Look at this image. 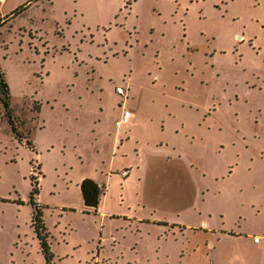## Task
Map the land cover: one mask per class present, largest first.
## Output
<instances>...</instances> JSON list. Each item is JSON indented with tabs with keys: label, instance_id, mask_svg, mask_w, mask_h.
Wrapping results in <instances>:
<instances>
[{
	"label": "rangeland",
	"instance_id": "obj_1",
	"mask_svg": "<svg viewBox=\"0 0 264 264\" xmlns=\"http://www.w3.org/2000/svg\"><path fill=\"white\" fill-rule=\"evenodd\" d=\"M0 18V264H264V0H6Z\"/></svg>",
	"mask_w": 264,
	"mask_h": 264
},
{
	"label": "trees",
	"instance_id": "obj_2",
	"mask_svg": "<svg viewBox=\"0 0 264 264\" xmlns=\"http://www.w3.org/2000/svg\"><path fill=\"white\" fill-rule=\"evenodd\" d=\"M9 98H10V95H9L8 84L6 83L4 76H3V73L0 70V101L2 102V104L5 107H7L9 105ZM13 129H14V126H13ZM31 184H32V189L30 192V194H31L30 199H31V204L34 207L32 221H33V225L35 227V231L37 232L39 239H41L42 248L45 251L46 259L48 262L50 260V254L47 250L46 242L43 240V235L41 234V233H44L45 226H44L42 218H41V212L37 206V203L34 200V196L36 194H38V192H39L38 183L34 179V177L31 178Z\"/></svg>",
	"mask_w": 264,
	"mask_h": 264
},
{
	"label": "water",
	"instance_id": "obj_3",
	"mask_svg": "<svg viewBox=\"0 0 264 264\" xmlns=\"http://www.w3.org/2000/svg\"><path fill=\"white\" fill-rule=\"evenodd\" d=\"M101 186L90 178L82 180L80 185L84 205L95 208L99 203Z\"/></svg>",
	"mask_w": 264,
	"mask_h": 264
},
{
	"label": "built area",
	"instance_id": "obj_4",
	"mask_svg": "<svg viewBox=\"0 0 264 264\" xmlns=\"http://www.w3.org/2000/svg\"><path fill=\"white\" fill-rule=\"evenodd\" d=\"M116 91L118 93H120V94L124 93V90H123V88L121 86H117L116 87ZM130 116H131L130 111L127 110L126 108L123 109V113H122V116H121V122H127L129 120ZM123 173H125V171H123ZM254 239H255V241L258 240V238H254Z\"/></svg>",
	"mask_w": 264,
	"mask_h": 264
},
{
	"label": "crops",
	"instance_id": "obj_5",
	"mask_svg": "<svg viewBox=\"0 0 264 264\" xmlns=\"http://www.w3.org/2000/svg\"><path fill=\"white\" fill-rule=\"evenodd\" d=\"M5 1H6V0H0L1 3H5ZM10 14H12V12H11ZM10 14H9V15H10ZM9 15H7V16H9ZM7 16H5V17H7ZM5 17H4V18H5ZM0 19H2V18H0ZM118 122H121V117H120V119L118 120ZM95 182H96V181H95ZM96 183L99 184V185L102 187V185H101L100 183H98V182H96ZM100 197H101V194H100ZM99 202H100V199H99ZM98 204H99V203H98Z\"/></svg>",
	"mask_w": 264,
	"mask_h": 264
}]
</instances>
